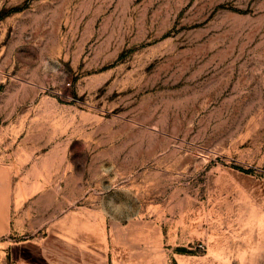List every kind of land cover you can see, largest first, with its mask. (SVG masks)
Segmentation results:
<instances>
[{"label": "rangeland", "instance_id": "374dc122", "mask_svg": "<svg viewBox=\"0 0 264 264\" xmlns=\"http://www.w3.org/2000/svg\"><path fill=\"white\" fill-rule=\"evenodd\" d=\"M0 264H264V0H0Z\"/></svg>", "mask_w": 264, "mask_h": 264}, {"label": "clouds", "instance_id": "9594fccd", "mask_svg": "<svg viewBox=\"0 0 264 264\" xmlns=\"http://www.w3.org/2000/svg\"><path fill=\"white\" fill-rule=\"evenodd\" d=\"M55 71V69H53ZM111 169L109 167L104 168L103 174L107 176ZM131 211V208L127 204H115L114 202H109L108 209L104 208V215L111 216L112 219H123L127 212Z\"/></svg>", "mask_w": 264, "mask_h": 264}]
</instances>
